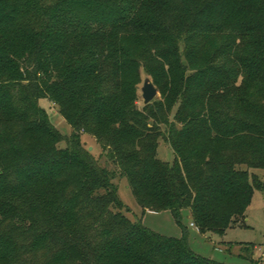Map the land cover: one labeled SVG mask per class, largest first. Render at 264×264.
Wrapping results in <instances>:
<instances>
[{
    "label": "trees",
    "instance_id": "16d2710c",
    "mask_svg": "<svg viewBox=\"0 0 264 264\" xmlns=\"http://www.w3.org/2000/svg\"><path fill=\"white\" fill-rule=\"evenodd\" d=\"M143 72L161 98L139 107ZM258 168L264 0H0V264H229L192 250L183 210L224 233L264 190ZM118 177L183 236L129 217Z\"/></svg>",
    "mask_w": 264,
    "mask_h": 264
},
{
    "label": "rangeland",
    "instance_id": "374dc122",
    "mask_svg": "<svg viewBox=\"0 0 264 264\" xmlns=\"http://www.w3.org/2000/svg\"><path fill=\"white\" fill-rule=\"evenodd\" d=\"M228 38L227 35L218 36L215 47L226 42L225 40H228ZM146 76L149 75L143 72L142 82L139 84V107L144 105L141 88ZM160 98L161 92L158 89L155 99ZM40 105L48 111L51 122L62 134L69 136L72 133L73 128L60 114L59 106L56 103H52L47 98H42ZM82 142L87 147L92 146L91 151H94L97 156L101 155L102 147L92 135L83 133ZM59 146L65 147L66 143H60ZM158 157L169 162H173L175 159L173 149L163 140L159 143ZM251 172H254L259 179L264 180V169H252ZM115 181L119 185L121 199L130 208L129 212L125 210L129 217L141 219L145 226L162 235L177 238L183 236V229L177 223L171 211L155 212L147 210L144 212L128 187L126 178L118 177ZM183 223L189 232V243L192 250L203 257L229 264H251L249 261L241 259V255L244 254L243 257L249 256L251 251L254 250V258H258L257 260L264 263V190L254 191L245 219L229 227L224 233H202L196 226L191 225L192 219L189 209L183 210ZM247 245L251 246L246 247Z\"/></svg>",
    "mask_w": 264,
    "mask_h": 264
},
{
    "label": "water",
    "instance_id": "95a60500",
    "mask_svg": "<svg viewBox=\"0 0 264 264\" xmlns=\"http://www.w3.org/2000/svg\"><path fill=\"white\" fill-rule=\"evenodd\" d=\"M141 91H142L144 105L151 103L157 96L158 89L150 76L145 77ZM92 149L93 147L90 146L89 150L91 151Z\"/></svg>",
    "mask_w": 264,
    "mask_h": 264
},
{
    "label": "crops",
    "instance_id": "0c3cea01",
    "mask_svg": "<svg viewBox=\"0 0 264 264\" xmlns=\"http://www.w3.org/2000/svg\"><path fill=\"white\" fill-rule=\"evenodd\" d=\"M148 211H151V210H148ZM193 223V222H192ZM192 223H191V225H192ZM192 226H195V225H192ZM258 259V258H257ZM262 264H264V263H262Z\"/></svg>",
    "mask_w": 264,
    "mask_h": 264
},
{
    "label": "built area",
    "instance_id": "2783aa9c",
    "mask_svg": "<svg viewBox=\"0 0 264 264\" xmlns=\"http://www.w3.org/2000/svg\"><path fill=\"white\" fill-rule=\"evenodd\" d=\"M192 225H194V223H192Z\"/></svg>",
    "mask_w": 264,
    "mask_h": 264
}]
</instances>
